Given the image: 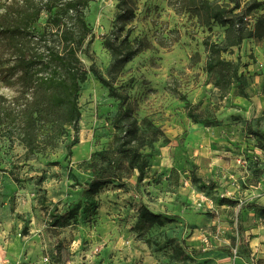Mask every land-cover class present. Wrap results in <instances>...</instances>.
I'll use <instances>...</instances> for the list:
<instances>
[{"label": "rangeland", "instance_id": "1", "mask_svg": "<svg viewBox=\"0 0 264 264\" xmlns=\"http://www.w3.org/2000/svg\"><path fill=\"white\" fill-rule=\"evenodd\" d=\"M21 1L0 0V23L5 5ZM136 3L132 38L150 44L114 84L128 92L139 133L158 137L141 149L143 181L119 148V102L89 73L79 98V133L69 127L49 157L25 161L23 145L0 135V264H253L250 247L264 249V151L250 134L264 132V43L246 40L223 54L236 62L241 57L247 98L238 84L220 98L217 73L205 71L202 40L211 35L222 42L224 29L214 24L209 33L169 0ZM116 4L90 3L86 20L95 39L80 54L107 79L111 56L101 37L112 28ZM46 21L44 13L38 31ZM14 61L0 29V101L24 91ZM183 97L202 112L200 123L187 115ZM113 173L121 180L97 194L87 191L94 177ZM142 203L174 220L138 232Z\"/></svg>", "mask_w": 264, "mask_h": 264}, {"label": "trees", "instance_id": "2", "mask_svg": "<svg viewBox=\"0 0 264 264\" xmlns=\"http://www.w3.org/2000/svg\"><path fill=\"white\" fill-rule=\"evenodd\" d=\"M92 1L22 0L5 5L0 29L15 57L13 66L21 73L24 91L11 101H0V135L23 145L25 161L49 157L68 134L69 127L79 133L80 92L92 73L108 88L110 97L119 102L114 119L116 128L123 132L118 139L119 148L129 167L138 170L137 180L142 182L147 162L141 159V149L148 144L151 146L158 137L153 134L149 138L139 133L129 94L119 90L114 80L119 71L150 43L140 37L132 38L133 22L137 17L136 0H117L112 28L101 37L103 48L111 56L107 69L110 78L107 79L95 64L87 68L80 54H87V45L95 39L86 20V11ZM169 3L175 12L188 13L209 33H213L214 24L224 29L222 42L213 41L211 35L202 40L207 55L205 71L217 73L214 85L219 89L220 98H225L227 90L235 84H238L240 96L247 98V80L240 73L241 57L238 56L236 62L226 59L223 54L231 53L246 40H253L258 46L264 43V15L259 13L264 0H169ZM44 13L47 14L46 26L38 31L36 25ZM182 100L186 101L187 115L194 123H200L202 112L197 113L187 97ZM250 134L258 139L259 148L264 151V132L250 129ZM77 143L75 138L68 145V157ZM99 156L105 162L113 163L108 153ZM121 178L119 173L94 177L88 183L87 191L97 194ZM252 207L262 208L259 205ZM173 220L151 211L142 203L135 228L143 232ZM175 253L177 256L183 254L179 247ZM256 264H264V260H258Z\"/></svg>", "mask_w": 264, "mask_h": 264}, {"label": "crops", "instance_id": "3", "mask_svg": "<svg viewBox=\"0 0 264 264\" xmlns=\"http://www.w3.org/2000/svg\"><path fill=\"white\" fill-rule=\"evenodd\" d=\"M250 251L252 256H248V258H251L252 261L257 263L258 260H264V249L262 247H250Z\"/></svg>", "mask_w": 264, "mask_h": 264}, {"label": "built area", "instance_id": "4", "mask_svg": "<svg viewBox=\"0 0 264 264\" xmlns=\"http://www.w3.org/2000/svg\"><path fill=\"white\" fill-rule=\"evenodd\" d=\"M253 264H256V262H254Z\"/></svg>", "mask_w": 264, "mask_h": 264}]
</instances>
